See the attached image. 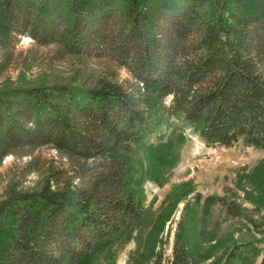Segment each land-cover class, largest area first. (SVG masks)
<instances>
[{"label":"trees","instance_id":"obj_1","mask_svg":"<svg viewBox=\"0 0 264 264\" xmlns=\"http://www.w3.org/2000/svg\"><path fill=\"white\" fill-rule=\"evenodd\" d=\"M23 35L74 63L63 82L0 87V162L29 157L0 200V264H116L132 240L140 248L129 152L156 133L162 153L182 143V129L160 133L170 117L208 146L264 149V0H0L2 55ZM46 146L59 162L36 153ZM38 170L41 183L24 185ZM236 178L253 205L236 214L252 221L264 210V156ZM250 251L243 264H264V246ZM150 260L164 264L158 252ZM167 264H199L183 226Z\"/></svg>","mask_w":264,"mask_h":264},{"label":"rangeland","instance_id":"obj_2","mask_svg":"<svg viewBox=\"0 0 264 264\" xmlns=\"http://www.w3.org/2000/svg\"><path fill=\"white\" fill-rule=\"evenodd\" d=\"M73 63L69 56L59 60L53 46L39 45L23 35L6 56L0 50V87L33 84L39 78L52 83L63 82L70 78ZM119 74L121 79H130L126 69H120ZM169 102L170 97L165 100ZM167 120L168 125H162L160 130L165 137L173 130L182 129L185 133V140L175 148L164 153L157 151L153 145L160 140L158 133L131 145L132 172L140 182L137 189L145 213L140 224L143 240L140 248L136 240L128 243L116 264H137L141 252L147 255L143 264H152L151 255L157 252L167 264L180 226L184 228L187 247L199 264H243V256L249 258L252 247L264 246V242L259 241L264 235V210L252 212V221L236 214L239 204L253 207L245 201L244 190L236 186V174L254 166L264 156V149L240 143L208 146L177 117ZM36 153L59 162L57 151L51 147H41ZM27 160V156L20 159L13 154L2 157L0 200L5 197L8 182L23 174L22 165ZM43 176V171L38 170L21 181L35 186L41 183ZM216 194L224 197L223 202L205 208L204 198ZM230 207L232 213L228 212ZM232 251L235 252L232 260H226ZM262 257V254L258 256L256 263Z\"/></svg>","mask_w":264,"mask_h":264}]
</instances>
